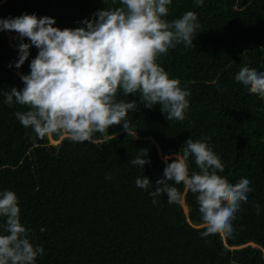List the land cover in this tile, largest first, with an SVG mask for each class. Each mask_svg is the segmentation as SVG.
Returning <instances> with one entry per match:
<instances>
[{
    "label": "trees",
    "instance_id": "obj_1",
    "mask_svg": "<svg viewBox=\"0 0 264 264\" xmlns=\"http://www.w3.org/2000/svg\"><path fill=\"white\" fill-rule=\"evenodd\" d=\"M119 6L118 0H0V19L35 14L74 29L98 10ZM168 8L166 21L192 11L200 24L195 46L177 45L157 61L191 93L184 121H168L159 106L149 109L139 96L121 92L118 100L138 105L127 116L138 139L121 124L107 139L97 133L95 143L67 136L52 143L16 118L26 106L15 100L9 106L0 95V191L18 197L30 242L44 250L36 264H264V100L235 80L244 65L264 72V0H204L200 6L172 0ZM19 42L17 33L0 31V91L22 89L20 75L30 73L38 54L33 46L16 68ZM189 138L220 157L224 171L218 174L230 183L251 181L253 191L230 233L202 236L197 196L183 184L176 185L180 204H169L166 194L154 204L151 190L136 186L145 175L155 188L166 167L162 157L174 159ZM140 150L151 161L144 169L130 164ZM189 169L200 171L194 159ZM3 223L0 218V232Z\"/></svg>",
    "mask_w": 264,
    "mask_h": 264
},
{
    "label": "clouds",
    "instance_id": "obj_2",
    "mask_svg": "<svg viewBox=\"0 0 264 264\" xmlns=\"http://www.w3.org/2000/svg\"><path fill=\"white\" fill-rule=\"evenodd\" d=\"M203 2L195 0L197 6ZM118 3L119 7L98 10L91 20L78 22L84 26L74 29L54 27V18H38L35 14L0 19V31L18 34L16 68L28 60L33 46L38 49L31 60L30 73L20 75L24 87L0 91L9 106L15 100L27 107V111H17L15 116L37 138L65 135L73 142L95 143L97 133L109 134L111 127L122 124L128 137L138 139L137 130L127 119L129 111L137 110L138 105L118 100L121 92L127 97L139 96L140 103L149 109L159 106L168 121L186 119L190 106L187 97L191 93L181 87L178 79L170 78L157 61L177 45L195 46L194 38L200 32L197 14L188 11L182 18L168 22L164 17L172 0ZM235 80L264 100V72L244 65ZM139 153L130 164L144 169L151 161L146 159L145 150ZM162 159L166 167L163 177L155 181V188L145 175L136 179V186L151 190L154 204L162 194H166L169 204H180L183 198L176 185L183 184L197 196L205 225L202 236L230 233L242 202L253 191L251 181L241 178L233 184L220 176L218 172L224 171L220 157L206 142L192 138L174 159L172 155ZM190 159H194L199 172L190 173ZM256 207L259 212V205ZM0 218L4 221L0 264H36L44 250L30 242L14 191H0Z\"/></svg>",
    "mask_w": 264,
    "mask_h": 264
},
{
    "label": "rangeland",
    "instance_id": "obj_3",
    "mask_svg": "<svg viewBox=\"0 0 264 264\" xmlns=\"http://www.w3.org/2000/svg\"><path fill=\"white\" fill-rule=\"evenodd\" d=\"M13 35L14 34H12V33H9V36L12 38L13 37ZM18 72H20V70L18 71ZM65 135H61L59 138H55L53 135L52 136H49V138H50V141L52 142V143H58L59 142V140L61 139V138H63ZM184 203V202H183ZM187 209V208H186Z\"/></svg>",
    "mask_w": 264,
    "mask_h": 264
}]
</instances>
